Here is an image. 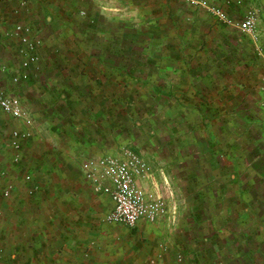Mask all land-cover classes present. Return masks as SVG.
<instances>
[{
  "label": "rangeland",
  "instance_id": "1",
  "mask_svg": "<svg viewBox=\"0 0 264 264\" xmlns=\"http://www.w3.org/2000/svg\"><path fill=\"white\" fill-rule=\"evenodd\" d=\"M201 1L166 0V12L160 0L70 4L68 27H31L40 40L39 60L17 83L11 72L19 70L20 43L0 13V85L47 121L38 140L24 143L14 167L22 171L29 163L36 170L43 155L30 162L24 153L44 148L51 168L61 165L66 177L83 179L79 164L87 158L132 149L150 166L165 203L157 217V228L164 229L157 261L140 264H264V64L255 50L259 45L264 52V0ZM174 5L179 12L170 10ZM206 5L221 8L232 21L249 7L258 9L256 38L219 20ZM193 7L200 9L191 19ZM65 66L71 71L57 70ZM80 72L89 82L105 73V85L81 88ZM66 79L85 92L88 112L53 106ZM115 79L122 85L115 86ZM13 126L0 115L7 164ZM110 207L102 206L99 226L117 241L130 228L103 221ZM196 211L202 212L204 231L196 233L203 238L184 241ZM95 246L93 238L85 242V258Z\"/></svg>",
  "mask_w": 264,
  "mask_h": 264
},
{
  "label": "crops",
  "instance_id": "2",
  "mask_svg": "<svg viewBox=\"0 0 264 264\" xmlns=\"http://www.w3.org/2000/svg\"><path fill=\"white\" fill-rule=\"evenodd\" d=\"M109 1L1 0L0 13H6L4 26L8 28L15 23H26L31 27L40 28H66L70 25V22H67L70 20V4L84 7V4L89 2V7H102L108 5ZM160 1V7L166 12L167 5L163 4L165 0ZM224 1L229 4L240 2ZM220 2L223 3V0ZM177 7L174 5L170 10L179 12ZM199 9L193 7L189 10L191 19L194 17V10L199 12ZM1 18L3 19L2 16ZM34 113L35 111L32 114L36 117L37 135L27 141L38 140L40 133L45 129L44 124H47L37 112ZM0 115L5 116L2 113ZM10 121L14 126L18 124L12 119ZM1 148L0 171L6 168L7 175L0 176V264H140L150 257L157 261V242L160 246L163 244L164 233V229L157 228V218L154 222L139 220L135 226L125 229L121 234L122 238L115 241L110 233L112 230L99 226V212L104 203H109L112 207L108 195L95 192L83 177H66L61 165L51 168L50 161L46 158L49 152L44 148L39 150L32 147L24 153L30 162L32 156L43 155L45 163L34 171L30 169L29 163V168L22 171L14 167L16 165L11 162L10 149L7 164L4 150ZM25 173H29L32 179L38 181L26 182ZM153 176V181H142H146L145 185L149 188L145 189L147 192L157 193L158 182L155 175ZM9 184L12 185L11 194L4 198L1 192ZM32 184L40 187L33 194H29L28 188ZM159 236H162L161 239L157 238ZM90 238L94 239L96 246L89 252L88 258H85L82 246Z\"/></svg>",
  "mask_w": 264,
  "mask_h": 264
},
{
  "label": "built area",
  "instance_id": "3",
  "mask_svg": "<svg viewBox=\"0 0 264 264\" xmlns=\"http://www.w3.org/2000/svg\"><path fill=\"white\" fill-rule=\"evenodd\" d=\"M187 1L195 6L204 4L201 0ZM205 7L219 20L256 38L258 9L249 7L242 19L232 21L221 8L207 5ZM12 28L11 34L16 36L20 43L19 70L11 72L12 82L17 83L21 78L26 77L31 66H36L39 60L37 49L40 40L33 38L31 26L26 23H15ZM255 50L264 64L262 47L256 45ZM262 89L264 90V81ZM0 113L18 123L8 132L7 146L11 151L12 164L19 165L23 157L24 142L37 134L36 117L25 107L18 95L7 93L1 85ZM79 172L95 192L110 197L112 207L103 217V221L107 224L133 227L141 219L154 222L158 215L164 212L165 203L161 196L147 192L140 183L146 179L153 181L154 176L150 166L132 149H123L119 155L101 154L89 157L80 163ZM5 175L6 170H1L0 176ZM24 180L31 182V175H24ZM37 189L38 186L32 184L28 192L33 194ZM11 190L12 185H7L1 192L2 197L8 198ZM1 221L2 212L0 211V225Z\"/></svg>",
  "mask_w": 264,
  "mask_h": 264
},
{
  "label": "trees",
  "instance_id": "4",
  "mask_svg": "<svg viewBox=\"0 0 264 264\" xmlns=\"http://www.w3.org/2000/svg\"><path fill=\"white\" fill-rule=\"evenodd\" d=\"M159 1V0H158ZM166 1V0H165ZM170 16L172 17V14H170ZM169 16V19L171 18ZM70 53V52H69ZM57 58H60V60H61V57H57ZM56 58V59H57ZM59 60V59H58ZM76 62V66L78 67V65H79V63H78V59H76L75 60ZM98 64H101V59L99 58L98 59ZM98 64L96 65V66H98ZM68 66H65V68L64 67H62V69H61V67L59 68V69H57L58 71H60V70H69V68H67ZM111 67H113V68H120L119 66H117V65H112ZM69 71H71V70H69ZM95 72V71H94ZM62 73V72H61ZM97 73H98V71H97ZM69 74V77H70V73H68ZM75 75V74H74ZM72 76V75H71ZM84 77H85V75H84V72H80L79 73V77H78V80L79 81H77V82H79V86L81 87V88H84V86L86 85V87H88L90 84H93V83H97L98 85H105V82H106V74L105 73H102L101 75H98L97 77H95L93 80H90V82L87 80H85L84 79ZM82 78V79H81ZM65 79V78H64ZM72 79V78H71ZM115 82V86H121L122 84H121V81H117L116 79L113 81V83ZM64 83H66L65 85H62V87H61V90H59V91H57V94L55 95L56 96V99H57V101H56V104L54 103L53 104V106L55 107V108H57V106H58V109H60V108H65L66 110H69V108H70V106H71V108L73 109H78V111L80 110V109H86L87 110V112L89 111V109L91 108V105L90 104H88V102L87 101H85V98H87V95H85V92L84 91H81V89L79 88V89H72L73 88V86L71 85L70 86V81H68L67 79L64 81ZM89 84V85H88ZM70 89H72L71 91L72 92H70L69 90ZM87 90V89H86ZM89 90V89H88ZM78 100H80L79 102H77ZM83 100V101H82ZM59 101H60V103H59ZM62 102H64L63 104H62ZM87 105V106H86ZM57 109V110H58ZM73 109V110H74ZM235 177H236V175H235ZM235 177H234V179H235ZM195 207L197 206V205H194ZM198 208V207H197ZM197 213H195L196 215H194V212H193V214L191 215V218H190V220L189 221H191V224H190V227H189V234L187 235V232H186V234L184 235V237H183V240L184 241H190L191 239H193V240H198V241H201L202 240V238H203V234L201 233V232H198V233H196V231H199V230H201V228H202V231H204V229H203V226H204V224H203V221H202V212L201 211H196ZM193 231H195L193 234H192V232ZM206 240V239H205ZM193 254V253H192ZM196 254V253H195ZM196 257H197V255H194L193 254V257H191V259H196Z\"/></svg>",
  "mask_w": 264,
  "mask_h": 264
}]
</instances>
